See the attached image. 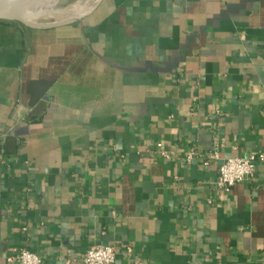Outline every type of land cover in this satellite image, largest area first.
Masks as SVG:
<instances>
[{
    "label": "crops",
    "instance_id": "crops-1",
    "mask_svg": "<svg viewBox=\"0 0 264 264\" xmlns=\"http://www.w3.org/2000/svg\"><path fill=\"white\" fill-rule=\"evenodd\" d=\"M258 154L264 0L0 22V264L22 248L82 264L97 245L114 264H264V162L217 182Z\"/></svg>",
    "mask_w": 264,
    "mask_h": 264
},
{
    "label": "built area",
    "instance_id": "built-area-1",
    "mask_svg": "<svg viewBox=\"0 0 264 264\" xmlns=\"http://www.w3.org/2000/svg\"><path fill=\"white\" fill-rule=\"evenodd\" d=\"M161 147V146H159ZM166 156V153H162ZM192 159V155L187 161ZM264 162V154L253 155L248 159H228L218 170V185L229 192L235 185L253 178L257 164ZM114 249L109 246L97 245L89 248L85 253L82 264H114ZM8 262L13 264H43L42 258L35 252L22 248L14 250Z\"/></svg>",
    "mask_w": 264,
    "mask_h": 264
},
{
    "label": "rangeland",
    "instance_id": "rangeland-1",
    "mask_svg": "<svg viewBox=\"0 0 264 264\" xmlns=\"http://www.w3.org/2000/svg\"><path fill=\"white\" fill-rule=\"evenodd\" d=\"M97 0H59L53 9L42 14L22 18L25 23L48 24L61 22L79 16L91 9ZM21 23V22H18Z\"/></svg>",
    "mask_w": 264,
    "mask_h": 264
},
{
    "label": "bare ground",
    "instance_id": "bare-ground-1",
    "mask_svg": "<svg viewBox=\"0 0 264 264\" xmlns=\"http://www.w3.org/2000/svg\"><path fill=\"white\" fill-rule=\"evenodd\" d=\"M59 0H8L4 9L9 16L28 18L54 8Z\"/></svg>",
    "mask_w": 264,
    "mask_h": 264
},
{
    "label": "water",
    "instance_id": "water-1",
    "mask_svg": "<svg viewBox=\"0 0 264 264\" xmlns=\"http://www.w3.org/2000/svg\"><path fill=\"white\" fill-rule=\"evenodd\" d=\"M7 1L8 0H0V22H21V23H25V22H23L22 18L12 17L6 13V10L4 9V3Z\"/></svg>",
    "mask_w": 264,
    "mask_h": 264
}]
</instances>
